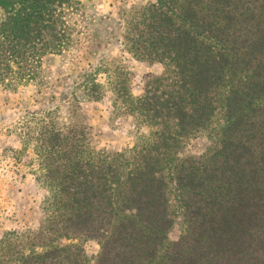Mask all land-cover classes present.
Listing matches in <instances>:
<instances>
[{"label":"trees","instance_id":"16d2710c","mask_svg":"<svg viewBox=\"0 0 264 264\" xmlns=\"http://www.w3.org/2000/svg\"><path fill=\"white\" fill-rule=\"evenodd\" d=\"M0 88L47 82L44 60L76 47L81 0H0ZM123 45L164 72L141 97L118 61L80 74L59 104L17 127L45 189L39 225L0 237V264H264V0H147L125 13ZM139 131L97 151L83 104ZM206 135L203 155L187 143ZM181 221L176 241L170 234Z\"/></svg>","mask_w":264,"mask_h":264},{"label":"rangeland","instance_id":"374dc122","mask_svg":"<svg viewBox=\"0 0 264 264\" xmlns=\"http://www.w3.org/2000/svg\"><path fill=\"white\" fill-rule=\"evenodd\" d=\"M85 5L83 17H75L79 32L77 45L62 55L44 60L47 82L21 86L10 92L0 88V237L10 230L35 229L39 225L41 202L45 189L37 181L38 160L32 148L24 150L17 127L29 116L48 107H55L71 90L80 74L97 72L102 65L118 61L129 73L131 92L136 98L144 93L148 81L164 72L161 64L140 62L123 45L124 17L133 6L147 0H81ZM2 11L0 9V21ZM105 86L100 101L83 104V113L91 127L92 146L97 151H128L139 140V131L131 117L120 115L113 107L114 96L106 76L99 75ZM206 135L190 140L186 155H203L211 146ZM182 224L178 219L170 234L176 241ZM91 264L100 247L97 242L84 243Z\"/></svg>","mask_w":264,"mask_h":264}]
</instances>
